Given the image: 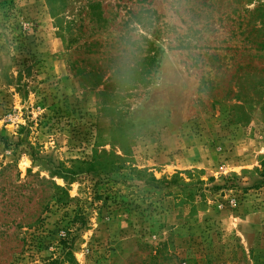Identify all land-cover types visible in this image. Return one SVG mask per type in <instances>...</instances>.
<instances>
[{"label": "rangeland", "instance_id": "1", "mask_svg": "<svg viewBox=\"0 0 264 264\" xmlns=\"http://www.w3.org/2000/svg\"><path fill=\"white\" fill-rule=\"evenodd\" d=\"M263 161L264 0H0V264H264Z\"/></svg>", "mask_w": 264, "mask_h": 264}, {"label": "trees", "instance_id": "2", "mask_svg": "<svg viewBox=\"0 0 264 264\" xmlns=\"http://www.w3.org/2000/svg\"><path fill=\"white\" fill-rule=\"evenodd\" d=\"M82 165H84V166H87V168H85V169H83L84 170V172H89V171H91V169H92V167H91V165L90 164H84V163H81ZM67 173L69 174V176L71 177V178H73L75 175H77L78 174V171H70V170H68L67 171ZM59 177L60 176H62V175H58ZM259 176L261 177V178H263V181H262V183H263V185H264V161L261 163V170H260V172H259ZM61 178H67V176H62ZM70 178V179H71ZM57 189H59L60 191L62 190L61 188H58V187H56ZM68 257V258H67ZM66 258V259H65ZM64 260L63 261H61V262H55V263H53V264H75L72 260L73 259H71V255H70V253H66L65 254V256H64V258H63Z\"/></svg>", "mask_w": 264, "mask_h": 264}]
</instances>
